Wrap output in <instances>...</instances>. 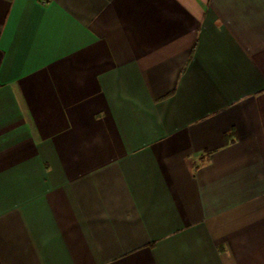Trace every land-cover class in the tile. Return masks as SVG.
I'll return each mask as SVG.
<instances>
[{"label":"crops","instance_id":"obj_1","mask_svg":"<svg viewBox=\"0 0 264 264\" xmlns=\"http://www.w3.org/2000/svg\"><path fill=\"white\" fill-rule=\"evenodd\" d=\"M0 264H264V0H0Z\"/></svg>","mask_w":264,"mask_h":264},{"label":"built area","instance_id":"obj_2","mask_svg":"<svg viewBox=\"0 0 264 264\" xmlns=\"http://www.w3.org/2000/svg\"><path fill=\"white\" fill-rule=\"evenodd\" d=\"M43 2L45 1V0H42Z\"/></svg>","mask_w":264,"mask_h":264}]
</instances>
